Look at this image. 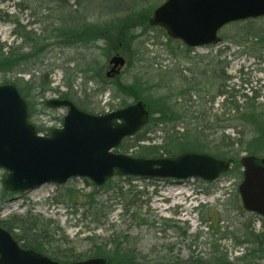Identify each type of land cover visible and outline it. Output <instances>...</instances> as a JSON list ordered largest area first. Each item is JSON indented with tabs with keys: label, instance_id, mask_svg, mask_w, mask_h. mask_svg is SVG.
Masks as SVG:
<instances>
[{
	"label": "rangeland",
	"instance_id": "1",
	"mask_svg": "<svg viewBox=\"0 0 264 264\" xmlns=\"http://www.w3.org/2000/svg\"><path fill=\"white\" fill-rule=\"evenodd\" d=\"M80 1H88L90 4V21L103 25L114 21L116 16L136 11L149 14L151 18L154 9L165 0ZM73 2L74 0H71V3ZM49 5L54 7L49 4V0H0V41L6 43L8 47L19 45L21 40L16 38L14 33V21L30 24L34 20L31 16L34 10L39 12V18L44 19L47 14L45 7ZM33 26L39 28L37 24ZM263 32L264 18L233 22L220 30L222 43L193 48L190 56L188 55L189 58H183L170 53V48H177L179 42L168 44L166 31L160 27L152 29L142 27L137 21L135 27L123 32L121 39L124 43L120 42L117 47L113 44L108 45L105 41L69 48L52 46L51 51L46 54L45 65L42 68L48 70L45 77L52 81L51 87L54 91L39 94L32 87L27 88L25 82L30 78L28 73L0 74V84L22 78L23 81L18 83L25 89L22 96L29 105L31 122L36 126L52 129L62 125L66 110L51 108L46 101L61 97L55 89L67 90L63 83L64 71L60 67L69 59L75 60L77 70L85 71L77 74V86L73 90L74 100L80 102L85 92L88 103L97 110L96 113L112 111L119 107V100L113 98L112 92L103 91L102 88L103 77L115 66L114 63H110L115 55L125 57L126 64L120 68L121 73L113 77L120 76V80L127 83H134L136 80L147 82L140 89L136 88V91L145 97L150 96L149 94L157 97L164 91L160 87H154V84L163 79L160 80L157 73L151 70L152 62L155 63L154 68L176 69L183 79L192 76L190 71H198V88L216 95L218 90L214 88V79L204 75V72L208 71L206 64L213 63L216 71L222 73V89L230 95L238 96L240 104H245L243 95L249 97L257 95L249 104H255L262 112L264 43L256 37ZM130 41H134L132 45ZM147 70H151L152 73H148ZM107 84L114 86L116 82ZM124 99L128 103L134 102V98L129 95H124ZM192 99L196 100L195 105L201 110H208L213 116L217 115V119L212 117L206 122L218 128L225 127V131L223 130L225 135L235 136L236 130L231 128V125H237L240 130L248 132L246 138L254 137L255 133L250 129L249 123H243V120H227L222 116L232 103L225 106V96L216 95L213 104L207 101V97L198 100V97L193 96ZM230 100L234 102V98ZM189 105H192V102H189ZM221 129L217 131V136L213 135L210 139L218 141L223 135ZM178 130L183 131V128L180 127ZM48 132L45 131L44 134ZM140 135L150 138L142 144L164 142V133L153 124L148 130H142ZM132 142L133 140L126 141ZM178 151L180 150H175L173 154L179 153ZM135 152L136 148H130L124 153L134 156ZM205 152L213 154L210 150ZM163 156L168 154L164 153ZM259 156L264 157V152ZM231 164L232 168L213 182L199 178L182 181L171 178H135L129 181L116 176L112 184L101 189L93 200L90 194L95 185L87 178L78 177L62 185L47 183L23 193L9 192L2 182L6 171L0 168V219L27 218L26 227H31L36 220L39 221L37 224L39 228L48 229L51 240L46 245L48 254H60L63 257L79 258L78 260L94 257L99 248L110 249L118 240L124 242L128 240L129 244L135 247L137 258L144 264L164 256L187 259L191 255L215 254L216 247L222 254H228L231 261H237L236 258H242L249 247L238 245L234 238V232L240 227L239 224L252 220L256 232L262 233L264 223L249 212L242 215L234 207L232 200H229L238 193V186L242 180V168ZM120 188L133 192L139 199V204L127 213L122 202L127 203L131 200L130 197L121 198ZM137 207H142L141 216L147 223L140 224L135 221L133 215ZM13 232L18 231L13 229ZM256 254L255 258L248 261L249 264H264V252L259 251Z\"/></svg>",
	"mask_w": 264,
	"mask_h": 264
},
{
	"label": "water",
	"instance_id": "2",
	"mask_svg": "<svg viewBox=\"0 0 264 264\" xmlns=\"http://www.w3.org/2000/svg\"><path fill=\"white\" fill-rule=\"evenodd\" d=\"M259 17H264V0H166L153 11L149 24L197 48L221 43L219 31L225 25ZM110 63L115 66L107 76L113 77L121 73L126 59L115 55ZM47 104L63 107L67 113L61 127L41 135L30 122L27 101L16 85L0 84V168L6 171L2 182L7 191L27 192L76 177L103 186L115 175L213 182L231 168L229 161L195 150L160 157L116 151L125 138L148 124L150 107L143 100L101 114L84 111L65 98L49 99ZM238 164L243 175L238 186L243 208L264 218V157L243 154ZM0 264L110 263L103 257L57 261L23 248L10 231L0 227Z\"/></svg>",
	"mask_w": 264,
	"mask_h": 264
},
{
	"label": "trees",
	"instance_id": "3",
	"mask_svg": "<svg viewBox=\"0 0 264 264\" xmlns=\"http://www.w3.org/2000/svg\"><path fill=\"white\" fill-rule=\"evenodd\" d=\"M70 3L71 0H49V4H52L54 7L51 5L45 7L47 14L44 16V19L39 18V12L34 10L31 15L34 20L30 24H21L19 20L14 21V33L16 38L21 40V43L16 47H8L6 43L0 41V74L28 73L30 78L25 82V86H28L27 88L29 86L30 88L32 87L39 94H45L47 91H54L51 87L52 81L48 77H45L48 70L42 68L45 65L46 54L51 51L52 46L69 48L105 41L108 45L113 44L117 47L120 42L124 43L121 39L124 34L123 32L130 27H135L137 21L140 22L142 27L148 29L155 28L149 24V14L139 13L138 11L116 16L114 21L98 25L94 21H90V4L88 1L81 2L80 0H74L73 3ZM36 24L39 25L38 29L33 26ZM134 35L137 37V34L134 33ZM165 36L167 37L168 44L179 42L177 48H170L172 55L189 58L190 53L194 50L193 48L171 38L167 32ZM256 39H261V42L264 43V32L262 35L256 37ZM133 42L130 41V45ZM151 66V70L155 71L158 78L164 81H158L154 84L155 86L153 85L164 90L157 97L151 94L147 97L141 96L139 91H136V88L140 89L147 82L142 83L136 80L134 83H127L122 82L119 78L120 76L109 78L106 75L103 77L105 83L102 84L103 91L112 92L113 98L119 100L118 108L129 104L125 101L124 95L133 97L134 102L138 100L145 101L150 107V121L142 130H148L149 126L153 124L154 127L159 128L164 133V142L162 144L152 143L147 145L142 144V142L149 141L150 138H147L145 135L141 136V130L135 136L126 138L119 145L118 151L123 150L124 153L130 148H136L134 155L136 157H160L164 153L172 156L175 150H180L178 152L183 150L201 152L210 150L213 152V154L211 153L212 155L226 159L237 166L242 154L247 153L259 156L260 153L264 152V111L260 112L255 104H249V101L256 99L257 95L252 97L243 95L245 104H240L238 96L230 95L222 89V73L216 71V66L213 63L206 64L208 71H205L204 75L206 74L214 79V88L216 87L218 90L216 95L225 96V106H229L232 102L229 106L230 108L225 110L222 116L226 117L227 120H243V123H249L250 129L255 133L252 139H248L246 138L247 131L240 130L237 125H231V128H234L237 134L235 136H227L223 132V130L225 131V127L222 126L221 128L223 129H221L218 126H212V123L206 122L210 121L209 119L212 117L217 119V115L213 116L208 113V110H201L199 106L195 105L196 100L192 99L193 96L198 97V100L207 97V101L213 104L216 98V95H212L213 92L198 88V71H190L192 76L189 79H183V76L174 68L164 70L159 67L154 68V62L151 63ZM77 67L78 65L74 59H69L65 65L60 67L64 71L65 78L63 83L67 90L60 91L59 89H55V91L59 92L61 98L72 100L80 109L95 114L97 110L88 103L85 92H83L84 95L81 97L80 102L77 103L74 100L75 93H73V90L77 86V74L85 72L77 70ZM151 70H147L148 73H152ZM18 81H23V79L17 78L16 81L11 83L17 86L21 94H24L25 89L19 85ZM107 82H112V84L116 82V84L111 86ZM231 98H234V102L230 100ZM189 102H192V105H189ZM98 113L102 112L99 111ZM29 116L31 118L30 109ZM180 127L183 128V131L178 130ZM36 128L38 132L46 131L44 127L36 126ZM219 129L223 132L222 137L218 141L214 138L210 139L211 136L218 135L217 131ZM127 140H133V142L126 143ZM120 178L131 181L136 177L126 176ZM112 182L113 178L101 187L95 186V189L90 194L91 199L93 200L94 196L101 189L109 187ZM120 190L121 198L130 197L131 200V202L128 200L127 203L122 202L127 213L132 207L139 204V199L131 191H123L121 188ZM229 200H232L234 207L242 215L246 214L238 193L233 195V198ZM136 209L137 211L133 215L135 221H138L140 224L147 223V220L141 216L142 207H137ZM252 216L258 217L264 223L261 217L255 214H252ZM17 218L0 219V227L9 230L23 248L45 254L61 262H71V259H73L72 261L79 259L69 256L63 257L60 254H48L46 245L51 241L49 240L48 229L39 228L37 225L39 221L37 220L32 223L31 227H26L28 225L27 218ZM239 225L240 227L234 232V238L238 245H249V247L246 248V253L242 258H236L237 261H231L228 254H222L216 247L215 254L191 255L187 259H172L164 256L148 264H249L248 261L255 258L257 256L256 253L259 251L264 252V237L260 231L256 232L255 223L252 220L240 223ZM13 229H17L18 232H13ZM135 251V247H132L128 240L125 242L124 240H118L110 249L99 248L94 257H103L110 264H144L139 261ZM63 259H66V261H63Z\"/></svg>",
	"mask_w": 264,
	"mask_h": 264
}]
</instances>
